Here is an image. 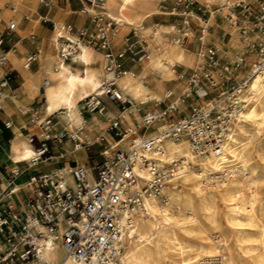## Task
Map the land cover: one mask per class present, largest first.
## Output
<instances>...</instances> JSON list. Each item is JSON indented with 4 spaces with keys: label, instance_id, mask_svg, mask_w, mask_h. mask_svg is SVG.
I'll use <instances>...</instances> for the list:
<instances>
[{
    "label": "bare ground",
    "instance_id": "bare-ground-1",
    "mask_svg": "<svg viewBox=\"0 0 264 264\" xmlns=\"http://www.w3.org/2000/svg\"><path fill=\"white\" fill-rule=\"evenodd\" d=\"M102 1L106 16L121 23L114 41L131 28L140 30L141 36L149 38L147 47H138L132 43L126 48L125 62L128 71L117 79L118 86L139 106L133 114L115 106L116 111L125 117L130 126L141 124L151 104L165 105L170 91L174 93L180 110H186L190 104L203 101L189 83L196 71L193 73V70L205 59L202 58V53L181 44V36L190 35L187 31L192 26L179 28L173 24L167 26L165 23L149 25L151 18L163 12L160 8L162 1L166 0ZM201 1L209 6L213 19L212 5L240 0ZM22 9L20 0H0V33L10 22L20 25L24 16ZM90 11L92 13L96 10L92 8ZM163 13L179 14L176 9ZM188 15H191L192 21L194 17L198 18L203 25L202 17L194 12H189ZM85 16L88 18L89 29L91 16ZM53 24L50 37L56 53L47 55L40 47L37 55L40 64L38 71L34 72L26 67L27 52L20 44L8 52L13 65L24 75L25 96L22 99L17 100L7 89V98L0 97V107L8 117L10 128L15 132V137L9 141L7 154L19 169L16 177L24 175L26 169L32 170L38 166L31 160L35 149L28 134L22 131L23 127H27V121L33 117L30 109L37 93L43 94L46 117L52 114L57 116V123L52 122L51 127L76 135L77 140L73 144L76 161L85 155V145L93 144L99 139L98 130L103 120L101 115L88 108L87 100L91 96L102 95L101 84L112 77L105 69V55L102 50L82 46L68 61H63L57 53L62 45L59 37L63 35L72 40L75 38L66 31L69 24L64 19ZM17 30L21 32L20 27ZM172 31L175 32L173 43L165 42L163 36ZM202 31L207 33L206 29L202 28ZM229 38L238 39L236 35H229ZM137 42L140 43V40ZM236 43L233 42V45ZM142 50L148 55L147 62L144 63L136 58ZM126 54L130 59L126 58ZM74 61L80 66L74 67ZM28 80L32 81V87H28ZM11 97L17 101L15 109L8 103ZM240 98L245 103L236 115L231 132L220 152L211 149L198 154L193 151L187 138L167 139L163 144V152L159 155L160 164L167 166L178 161L176 173L166 183L160 195L146 197L145 209L133 217L132 227L122 237L120 264H264V72L250 76ZM106 115H116L111 105L107 106ZM157 124L160 128L166 126L161 122ZM110 145L107 153L111 156L113 147L111 143ZM68 168L72 167L55 170ZM87 173L92 181L91 169H87ZM139 173L149 177L145 171ZM14 179L10 181L6 177L0 201L5 198L14 205L12 197L23 194L27 181L16 183ZM67 179L74 184L70 174ZM10 189L12 192H9ZM218 201L225 209L224 224L237 231L232 238L239 248L238 255H235L236 251L234 253V248L230 245L229 233L225 236L227 233L221 232L217 240L216 237L205 238L199 246V253L193 256L190 254L192 246L184 237L198 228L201 233H205V220L217 228L220 226L216 210ZM251 253L255 255H250ZM42 256L40 264H80L67 256L60 237L48 241L42 250ZM214 258H219V263L217 260L213 261Z\"/></svg>",
    "mask_w": 264,
    "mask_h": 264
},
{
    "label": "built area",
    "instance_id": "built-area-1",
    "mask_svg": "<svg viewBox=\"0 0 264 264\" xmlns=\"http://www.w3.org/2000/svg\"><path fill=\"white\" fill-rule=\"evenodd\" d=\"M79 1V11L91 16V30L87 33V28L78 29L75 40L61 35L59 56L68 61L82 46L102 50L105 69L112 77L101 84L100 92L118 104L119 110L133 114L139 106L117 84V79L128 71L125 53L132 44L130 38L126 37L122 43L125 49L116 51L114 38L121 23L106 16L102 0ZM176 3L182 7L179 15L187 27L190 26L189 12L199 15L210 11L209 6L200 0H176ZM92 8L96 11L91 13ZM213 11L214 17L215 13L220 16L222 24L211 23V11L207 18L202 16V28L207 33L201 29L198 39L201 47L202 43L204 45L202 56L205 60L190 82L192 90L203 99L202 103L190 104L188 112L180 111L174 93L170 91L167 103L151 108L141 124L130 126L120 113L109 117L108 123L101 127L99 140L108 145L112 143L111 156L103 150L102 155L107 158L93 167L76 166L31 176L26 184L24 212L8 204L0 214V264H40L42 250L48 241L57 237H60L67 256L80 264H120L122 237L132 227L133 217L145 209L146 197L160 195L176 173V161L167 166L160 164L159 155L167 139L187 138L198 154L211 149L221 151L236 115L245 103L240 96L250 76L264 72V0L226 2ZM40 20L49 19L42 15ZM16 25L10 22L0 35V68L9 62L5 38L15 31ZM215 25H222V35L211 36L210 30ZM66 31L73 34L72 26L68 25ZM230 33L238 37L235 45L228 41ZM206 40H209L207 46ZM36 56H28L26 66H30ZM136 58L141 62L148 55L145 51L142 55L138 53ZM10 75L7 73L0 81V95H3ZM102 95L87 100L89 109L101 115L107 110ZM30 112L33 113L31 121L42 131L41 139L37 135L29 137L31 143L36 139L40 141L31 159L34 164L51 157L56 144L67 138L77 140L73 132L52 129L53 115L43 120L36 105H32ZM159 122L166 126L160 128L156 125ZM5 126L9 128L10 122L6 121ZM87 169H91L92 181ZM140 171L147 172L149 177H144ZM68 174L73 177L74 184L68 181ZM17 175L19 169L15 166L10 169L8 178L12 181ZM1 184L0 177V189Z\"/></svg>",
    "mask_w": 264,
    "mask_h": 264
},
{
    "label": "crops",
    "instance_id": "crops-1",
    "mask_svg": "<svg viewBox=\"0 0 264 264\" xmlns=\"http://www.w3.org/2000/svg\"><path fill=\"white\" fill-rule=\"evenodd\" d=\"M20 2L23 6V9H22L23 14H24L23 19L21 20L20 25L17 23L15 31L11 32L10 35L5 38V47L9 52V50L13 49L16 45L20 44L27 52L26 57H25V65H26V59L28 58V56L32 54L38 55V52H39L38 49H40V47L44 49L47 55H52L56 53V51L53 49V46L51 43V37H50V32L52 31L53 25H54L53 22H56V21L59 22L64 19L66 23L71 22L75 26V28H77V30L83 26L84 28H87L88 26L87 16L83 15L79 11L80 4H81L79 0H68V1L43 0V2L42 0H20ZM34 5H35V8H34ZM44 14H48L50 16L48 17L49 19L48 21L40 20V17ZM7 25L5 26V28H3V31H1L0 35L4 33ZM18 27H20L21 32L17 30ZM7 38H9V40ZM37 42H40V43H37ZM122 43L123 42L121 40L120 44ZM73 63H74L73 64L74 67L80 66V64L77 61H74ZM125 64L127 65L126 62ZM26 67L30 68L34 72L38 71L40 69L38 56H36V60L30 66H26ZM2 70H3V74L0 75V81H2V79L5 77L7 73H10L11 75L9 76V79H8V85L7 87L3 88V95H0V97L3 99H6L8 96L6 91L8 90L11 96L13 94L17 100L22 99L25 96V92L23 89L24 88V85H23L24 75L23 73H21V70L19 68H16L13 65L10 58H9V62L7 63V65L4 68H2ZM26 83L28 87H32V81L28 80L26 81ZM16 99L14 98L12 99V97L8 99V103L12 109H15L16 107L17 101H14ZM40 100L43 101V94L37 93L35 95V99L32 105H36L37 103H39ZM106 101H109V100L107 99ZM109 103H111L113 110L115 111L116 115H118L119 113L115 109L116 104H114L111 101H109ZM43 106L38 107L39 113H40V116L46 117ZM106 108H107V105H106ZM31 114L33 116V113ZM52 115H53L52 122L57 123L56 114H52ZM98 115H101V114H98ZM100 117H102V120H103L101 123V127H104L108 123V118L110 116H107L105 112ZM6 121H8V117L5 115L3 109L0 107V177H1V183H2L1 184L2 188L0 189V195L4 192L5 186L3 185V182L5 181L6 177L9 176L10 169L16 166L10 160L7 154V148L9 146V141L15 137V132L10 127L7 128L5 126ZM52 129L54 131H57L55 128H52ZM22 131L28 134L29 137L31 135H37L40 139L42 138L41 137L42 131L40 127L36 123H33L31 120L27 121V127H23ZM98 134L100 137V135L102 134L101 128L98 130ZM107 139L110 142H112V139L110 137L107 136ZM31 144L33 145L34 149H36L40 145V141L36 139L35 142ZM73 144H74V141L69 138L65 139L59 145L56 144L53 147V151H52L53 155L51 157L43 158L38 163V166L32 170L26 169L24 175L16 177L14 179V182L16 183H24V181L28 182L30 177L37 173L49 172V171H52V170H55L61 167H74L77 165H84V167H93L95 166L94 163L99 164V162H101V159L98 160L97 158L89 155L88 148H86L87 145H85V150H86L85 155H83V157L79 159L81 161L79 160L76 161L74 153H73V146H74ZM93 145H94V148L100 152L101 150L99 149H103L104 145L106 144H105V141H102V142L96 141L93 143ZM60 153L63 154V157L60 156ZM57 157L58 159H55ZM46 161L48 162L46 163ZM26 184L24 185L22 195H20L21 193H19L16 196L12 197V201L15 203L14 206H16L22 212H24V208H25L24 201L27 197ZM7 201L8 200L5 198L1 199L0 201L1 210H3L6 205L12 204V203H8Z\"/></svg>",
    "mask_w": 264,
    "mask_h": 264
},
{
    "label": "rangeland",
    "instance_id": "rangeland-1",
    "mask_svg": "<svg viewBox=\"0 0 264 264\" xmlns=\"http://www.w3.org/2000/svg\"><path fill=\"white\" fill-rule=\"evenodd\" d=\"M201 1V0H200ZM62 2V1H61ZM202 2V1H201ZM219 6V4H215V5H212V9L213 10H215L217 7ZM34 8H35V5H34ZM176 9V12H179V14L181 13V11H182V7L180 6V5H178L177 3H176V0H166V1H162V7L160 8L163 12H170L171 10L173 11V10H175ZM210 9V8H209ZM163 12H161V13H159V14H157V15H155L153 18H151V20H150V23H149V25H152V24H154V23H165L167 26H170L171 24H173V25H176L177 27H179V28H183L184 27V24H183V19H182V15H179V14H169V13H163ZM209 13H210V11H203V12H201V13H199V15L202 17L203 16V18L205 19V18H207L208 16H209ZM45 16H47V17H50L48 14H44ZM194 20L192 21L191 19H190V26H192V29H189L187 32H189L190 33V35H186V36H181L182 37V40H181V44L185 47V48H191V49H193V50H195V52H197V53H199V54H201L202 53V51H204V45H203V43H202V47H201V43H200V41H199V39H198V37H199V35L201 34V26H202V23H201V21L198 19V18H196V17H194L193 18ZM209 19H212V17L210 16L209 17ZM215 19H218L217 21H215L214 22V20ZM211 23H217V24H222V22H221V18H220V16L217 14V13H215V17L211 20ZM68 24L69 25H71L72 26V35H75V33H76V31H77V28H75V26L71 23V22H68ZM189 26V27H190ZM84 27V26H83ZM82 28V27H81ZM81 28H79V29H81ZM75 29V30H74ZM221 29H222V25H220V27H218L217 25H215L214 27H212V29L210 30V32H211V36H213V37H215V36H217V34L219 35H222L223 34V32L221 31ZM90 30H91V28H89L88 30H87V33H89L90 32ZM52 31H53V29H52ZM52 31L50 32V34L52 33ZM216 35H215V34ZM214 34V35H213ZM175 35V32H168L165 36H163V39H164V41L165 42H167V43H173V36ZM229 35H231V37H235V34H229ZM192 36V37H191ZM210 36V35H209ZM126 37H129L130 38V42L131 43H135V45H137L138 47H140V46H142V45H145L146 47L147 46H149V38L148 37H143V36H141V32H140V30H134L133 28H131V29H129L126 33H124L118 40H115L114 41V45H115V50L116 51H118V50H120V49H124V48H126V46L124 45V44H120V42H121V40H122V42L125 40V38ZM229 38V37H228ZM8 40H9V38H7ZM138 39L140 40V43L139 42H137L136 43V41H138ZM231 38H229L228 39V41H229V43L230 44H232L233 45V42H237V40H235V39H231ZM194 44V46L192 47V45ZM205 44H206V46H207V44H209V40H206V42H205ZM201 47V48H200ZM136 48V47H135ZM143 53H145V51L144 50H142V51H140L139 52V55H142ZM127 55L128 54H126V58L127 59H130L129 57H127ZM202 56V55H201ZM202 58L204 59V57L202 56ZM126 59V60H127ZM147 59L148 58H144V61H141L140 63H144V62H147ZM199 67V66H198ZM197 67V68H198ZM250 68V66H247V69H249ZM195 70H197L196 68L193 70V73H194V71ZM190 85H191V83H189ZM102 100H103V102H104V104H106L107 106H110L111 105V103L109 104V102L108 101H106L107 100V97H102ZM195 103H197V104H200V103H202V101H197V102H195ZM115 104V103H114ZM36 106L37 107H42L43 106V101L42 100H40L39 101V103H37L36 104ZM116 106H118V104H116ZM155 105H153V104H151L149 107H148V111L151 109V108H153ZM159 106H164L163 104H160ZM89 108V107H88ZM188 109H189V106H188V108L186 109V110H180V111H183V112H188ZM147 111V112H148ZM146 112V113H147ZM142 123V122H141ZM162 124V123H161ZM161 124H159V125H161ZM157 126H158V124H157ZM263 141H264V136H263ZM96 141H100L99 139L98 140H96ZM109 141V140H108ZM102 142V141H101ZM105 144L106 145H104V147H103V149H99V150H101L100 152L99 151H97L95 148H94V145L93 144H89V145H87L86 146V148H88V152H89V155L90 156H93V157H95V158H97L98 160L99 159H101V161H103L104 160V158H107L106 156H103L102 155V151L103 150H107V148H109L110 147V145H108V143L107 142H105ZM112 144V143H111ZM112 147H113V145H112ZM108 150H110L111 151V149H108ZM112 153H113V151H112ZM109 155V154H108ZM112 155V154H111ZM110 156V155H109ZM100 163V162H99ZM176 163L178 164V161H176ZM97 163H94V165H96ZM98 165V164H97ZM78 166H84V165H78ZM76 167V166H75ZM210 186V185H209ZM263 197H264V187H263ZM220 203V204H219ZM221 205V202L220 201H218L217 202V206H216V210H217V217H218V219H219V223H220V226L217 228L214 224H212L210 221H207V220H205L204 222H203V229L206 231L205 233H201L200 232V230H199V228L197 229V230H194L192 233H189V234H187L185 237H184V240H186L191 246H192V249H191V251H190V254L191 255H196V254H198L199 253V246H200V244L202 243V242H204L205 240V238H207L208 236H210V237H216L215 238V240H217V236H219L220 234L219 233H229V236H228V233L227 234H225V236L227 235L228 237H229V239H230V245L231 246H233V248H234V253H235V251H236V253H235V255H238V250H239V248L237 247V244L235 243V241L233 240V235H235L236 233H237V231L236 230H234V229H231V228H229L228 226H226L225 224H224V220H223V217H224V207H223V204H222V207H223V209H222V207L220 206ZM219 215H220V217H219ZM222 219V220H221ZM224 225V226H223ZM224 227V228H223ZM225 230H227L226 232H225ZM230 231V232H229ZM227 237V238H228ZM199 243V244H198ZM232 248V247H231ZM232 248V249H233ZM256 253H257V251H256ZM250 255H255V253H251ZM219 258H214L213 259V261L215 260H217L216 262L217 263H219V261H220V259L218 260ZM212 261V260H211ZM204 264V263H203ZM208 264V263H207Z\"/></svg>",
    "mask_w": 264,
    "mask_h": 264
},
{
    "label": "snow or ice",
    "instance_id": "snow-or-ice-1",
    "mask_svg": "<svg viewBox=\"0 0 264 264\" xmlns=\"http://www.w3.org/2000/svg\"><path fill=\"white\" fill-rule=\"evenodd\" d=\"M81 59H83V58H81ZM73 79H75V77H73ZM69 83L71 84L72 83V80H70ZM29 155H32V154L29 153Z\"/></svg>",
    "mask_w": 264,
    "mask_h": 264
}]
</instances>
